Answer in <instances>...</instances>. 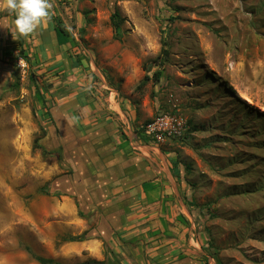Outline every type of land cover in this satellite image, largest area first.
Returning <instances> with one entry per match:
<instances>
[{
    "label": "rangeland",
    "instance_id": "rangeland-1",
    "mask_svg": "<svg viewBox=\"0 0 264 264\" xmlns=\"http://www.w3.org/2000/svg\"><path fill=\"white\" fill-rule=\"evenodd\" d=\"M51 2L0 28V264H264V0Z\"/></svg>",
    "mask_w": 264,
    "mask_h": 264
},
{
    "label": "clouds",
    "instance_id": "clouds-1",
    "mask_svg": "<svg viewBox=\"0 0 264 264\" xmlns=\"http://www.w3.org/2000/svg\"><path fill=\"white\" fill-rule=\"evenodd\" d=\"M51 0H0V12L14 15L11 24L0 28L10 32L13 39L28 36L51 18Z\"/></svg>",
    "mask_w": 264,
    "mask_h": 264
},
{
    "label": "trees",
    "instance_id": "trees-1",
    "mask_svg": "<svg viewBox=\"0 0 264 264\" xmlns=\"http://www.w3.org/2000/svg\"><path fill=\"white\" fill-rule=\"evenodd\" d=\"M162 5H164V4H162ZM170 11L176 12L175 9L174 10L170 9ZM170 19H173V18H170ZM120 23H121V20H120L119 13L117 11H114V13L111 16V24H112V27L114 28L115 32L118 31ZM54 32H55V35H56L57 39L60 40V43L69 42V40L71 39V36H70L69 32L67 31V29L65 28V26L62 23H59V21L56 24ZM61 38H63V39H61ZM163 55H164V57L166 59L167 56H168L166 50L163 51ZM160 64L163 65V61H161ZM157 76H159V74H156V77ZM142 131L139 130L137 135L139 136ZM139 137L141 138V136H139ZM141 140L145 141L146 138L142 137ZM43 153L44 154L47 153V150H43ZM185 169L188 171L189 170V166L186 165ZM172 171H174L173 168H172ZM144 186H146V183L142 184V187H144ZM51 191H52V188L49 187L48 188V192H51ZM185 201H186V199H185ZM186 204H187V201H186ZM189 204L193 206V204H191V203H189ZM82 240H83L82 238L73 239V241H82ZM37 261H38L39 264H58V263H55V262H52V261H49V260H45V259H40V258L37 259Z\"/></svg>",
    "mask_w": 264,
    "mask_h": 264
},
{
    "label": "built area",
    "instance_id": "built-area-1",
    "mask_svg": "<svg viewBox=\"0 0 264 264\" xmlns=\"http://www.w3.org/2000/svg\"><path fill=\"white\" fill-rule=\"evenodd\" d=\"M161 123V120H159L157 122V124H160ZM154 129V125H150V126H147L146 127V132H145V136L148 137L149 139H153L154 137L156 139H158L159 137L156 135L157 131H153Z\"/></svg>",
    "mask_w": 264,
    "mask_h": 264
},
{
    "label": "water",
    "instance_id": "water-1",
    "mask_svg": "<svg viewBox=\"0 0 264 264\" xmlns=\"http://www.w3.org/2000/svg\"><path fill=\"white\" fill-rule=\"evenodd\" d=\"M82 264H104L102 262H86V263H82Z\"/></svg>",
    "mask_w": 264,
    "mask_h": 264
}]
</instances>
